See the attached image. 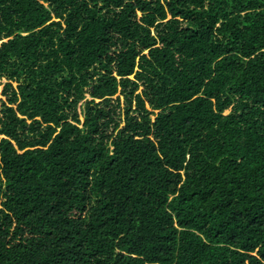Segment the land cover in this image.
Segmentation results:
<instances>
[{
    "label": "trees",
    "instance_id": "obj_1",
    "mask_svg": "<svg viewBox=\"0 0 264 264\" xmlns=\"http://www.w3.org/2000/svg\"><path fill=\"white\" fill-rule=\"evenodd\" d=\"M1 79L0 264H264V0H0Z\"/></svg>",
    "mask_w": 264,
    "mask_h": 264
},
{
    "label": "rangeland",
    "instance_id": "obj_2",
    "mask_svg": "<svg viewBox=\"0 0 264 264\" xmlns=\"http://www.w3.org/2000/svg\"><path fill=\"white\" fill-rule=\"evenodd\" d=\"M5 83H6L5 79H1L0 80V99H4L2 92H3V89H4ZM14 87H18V83L14 82ZM79 108H80L81 111L83 110L82 106H80ZM76 111L79 114V110L76 109Z\"/></svg>",
    "mask_w": 264,
    "mask_h": 264
}]
</instances>
